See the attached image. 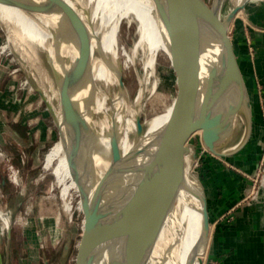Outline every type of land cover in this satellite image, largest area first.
<instances>
[{"label":"water","instance_id":"obj_1","mask_svg":"<svg viewBox=\"0 0 264 264\" xmlns=\"http://www.w3.org/2000/svg\"><path fill=\"white\" fill-rule=\"evenodd\" d=\"M2 1L30 12H49L37 0ZM152 1L166 33L185 54L190 83L184 85L174 78L168 117L150 134L145 133L141 115L136 113L135 128L141 139L132 151L120 150L119 122L112 115L121 166L115 181L105 176L97 179L81 158L83 111L77 108L74 121H59L43 93L30 83L62 141L77 187L80 209L77 207L79 232L75 249L80 264H155L164 236L176 219L178 203L186 195L191 196L200 218L198 237L183 264H202L211 223L203 185L192 168L196 148L191 138L198 135L210 155L238 167L247 177L248 186L257 178L263 161L264 121L261 118L254 141L252 92L229 35L237 11L245 10L250 0H240L225 14V0ZM259 27L264 29V24ZM55 49L59 50L57 41ZM59 63L64 68L63 59ZM171 69L174 71L172 66ZM52 76L59 85L60 75L54 71ZM119 88L124 95L122 73ZM250 145L252 155L244 163L239 154ZM261 179L264 182V174ZM10 229L6 231V261ZM0 264H6L1 253Z\"/></svg>","mask_w":264,"mask_h":264},{"label":"rangeland","instance_id":"obj_2","mask_svg":"<svg viewBox=\"0 0 264 264\" xmlns=\"http://www.w3.org/2000/svg\"><path fill=\"white\" fill-rule=\"evenodd\" d=\"M229 8L227 0L223 13ZM254 23L264 24V0H250L230 25L229 35L241 64L244 54L252 60L257 53ZM0 27V252L3 263L80 264L75 249L79 232L78 192L69 188L63 193V186L57 185L52 172L43 169L44 156L57 140V131L31 87L33 80H27L28 76L36 75L35 68L19 50L1 49L7 42L9 29L1 20ZM138 40V21L128 14L121 19L118 30L119 46L133 59L124 71L123 80L130 101L137 100L141 93L137 105L143 121L165 109L171 101L174 84L169 58L159 51L153 65L145 66L147 47H136ZM42 86L45 90L46 85L42 83ZM49 97L55 100L54 89ZM190 142L196 148L194 169L206 190L211 225L215 221L212 212L220 208L222 213L216 219L222 227L234 221L236 213L245 207L262 212L264 218V182L261 179L264 170L241 193L243 179L247 177L225 160L210 155L198 135ZM233 199V205L225 207ZM64 204L69 205L64 207ZM5 217L11 228L7 261L8 229L4 232L1 229ZM262 219L258 226L263 228ZM205 257L209 258L207 253Z\"/></svg>","mask_w":264,"mask_h":264},{"label":"bare ground","instance_id":"obj_3","mask_svg":"<svg viewBox=\"0 0 264 264\" xmlns=\"http://www.w3.org/2000/svg\"><path fill=\"white\" fill-rule=\"evenodd\" d=\"M37 1L44 3L49 12H30L14 4L0 2V20L9 29L8 36L5 34L7 42L1 49L19 50L26 55L30 66L36 70V75L28 76L27 80H33L32 85L43 93L59 121L61 118L74 121L78 115L77 108L83 111L85 123L80 139L81 158L97 179L105 176L109 181H115L121 166L112 115L119 122V147L122 152L132 151L141 139L135 128V115L140 114L137 102L141 93L137 100L129 101L127 91L122 95L119 88V75H124L133 60L119 46L121 19L131 14L138 21L139 40L136 47H147L145 66L153 65L159 51L170 59L174 70L173 84L175 77L184 85L190 83L185 54L179 43L166 33L152 0ZM229 1L228 11L240 2ZM239 11L243 10H238L236 15ZM56 41L59 50L55 49ZM60 58L64 68L60 66ZM54 71L61 77L57 86L52 76ZM42 83L46 85L45 90ZM53 89L55 100L49 97ZM170 105L156 116L142 121L146 134L155 131L167 119ZM63 130L61 126L60 131ZM194 164L195 161L192 168ZM43 169L52 172L57 185L63 186V193L69 188L77 190L59 137L45 154ZM199 218L191 196L182 197L176 219L164 236L155 264H183L198 237ZM2 222L4 232L9 229L10 221L5 217ZM204 256L201 257L202 262Z\"/></svg>","mask_w":264,"mask_h":264},{"label":"crops","instance_id":"obj_4","mask_svg":"<svg viewBox=\"0 0 264 264\" xmlns=\"http://www.w3.org/2000/svg\"><path fill=\"white\" fill-rule=\"evenodd\" d=\"M254 25L257 27V32L254 36L257 51L256 56L251 60L247 54H244V62L242 64L239 58L238 60L243 76L252 92L254 116L253 137L257 139L261 118L264 121V29H261L258 23H254ZM255 138L254 141L256 140ZM251 147L253 146L250 145V147H247L239 154V158L244 163H248L250 160L252 155ZM228 164L238 173L245 176L238 167L230 163ZM247 183V180L244 178L241 185V193L247 187ZM204 191L206 195L205 188ZM233 203L234 199L227 203V205L225 204V207L229 208ZM221 213V208L216 213L215 211L212 212L215 221L211 225L207 256L218 260L222 264H264V227L258 226L259 219L263 218L261 216L262 212L253 211L245 207L242 212L236 213L235 220L228 222L225 227H222L221 223L217 222L216 219Z\"/></svg>","mask_w":264,"mask_h":264},{"label":"built area","instance_id":"obj_5","mask_svg":"<svg viewBox=\"0 0 264 264\" xmlns=\"http://www.w3.org/2000/svg\"><path fill=\"white\" fill-rule=\"evenodd\" d=\"M200 141H201V140H200ZM203 148L205 149L204 146H203ZM195 161H196V160H195ZM263 165H264V157H263V161H262V163H261V168H260V170H259V174H258V176H257L256 179H258V177L260 176V174H261V170L263 169ZM256 179H253V180H256ZM202 264H222V263L219 262V261L216 260V259H212V258H208V257L206 258V257L204 256Z\"/></svg>","mask_w":264,"mask_h":264}]
</instances>
